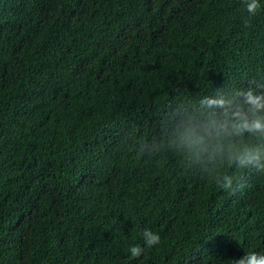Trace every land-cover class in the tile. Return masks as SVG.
<instances>
[{
	"label": "trees",
	"instance_id": "obj_1",
	"mask_svg": "<svg viewBox=\"0 0 264 264\" xmlns=\"http://www.w3.org/2000/svg\"><path fill=\"white\" fill-rule=\"evenodd\" d=\"M259 3L0 0V264L264 254V173L222 165L225 190L180 153L141 151L173 110L264 83Z\"/></svg>",
	"mask_w": 264,
	"mask_h": 264
},
{
	"label": "clouds",
	"instance_id": "obj_2",
	"mask_svg": "<svg viewBox=\"0 0 264 264\" xmlns=\"http://www.w3.org/2000/svg\"><path fill=\"white\" fill-rule=\"evenodd\" d=\"M245 10L255 16L259 0H243ZM247 90L218 88L214 95L202 96L195 104L180 107L162 122V134L141 145V151L153 154L167 149L185 156L189 166H199L218 187L225 190L233 185V177L222 174L227 164L238 169L264 173V83ZM250 184L233 188L247 189ZM87 193L100 199L97 190L86 185ZM145 245L160 242L158 233L145 228ZM132 258H138L143 248L132 246ZM230 264H264V254L250 251L233 257Z\"/></svg>",
	"mask_w": 264,
	"mask_h": 264
}]
</instances>
